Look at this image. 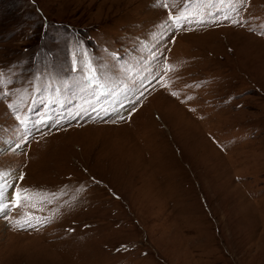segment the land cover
Listing matches in <instances>:
<instances>
[{
  "label": "rangeland",
  "instance_id": "obj_1",
  "mask_svg": "<svg viewBox=\"0 0 264 264\" xmlns=\"http://www.w3.org/2000/svg\"><path fill=\"white\" fill-rule=\"evenodd\" d=\"M262 32L264 0H0V171L34 194L0 264H264Z\"/></svg>",
  "mask_w": 264,
  "mask_h": 264
},
{
  "label": "snow or ice",
  "instance_id": "obj_2",
  "mask_svg": "<svg viewBox=\"0 0 264 264\" xmlns=\"http://www.w3.org/2000/svg\"><path fill=\"white\" fill-rule=\"evenodd\" d=\"M184 2L187 4L188 0H184ZM162 6L165 9L169 10V18H168V21L163 22L159 26L161 28H167V27H170V26H175L177 24H179L180 27H183L184 24L181 23V21H183L184 23H188L190 15H195V16L199 17L197 19V23L203 24V23H207L208 22L199 13L189 14L188 11H187V8H184L177 16H172L171 15V9L169 8L168 3L165 2V3L162 4ZM209 15L212 16V21L211 22L215 23V21L217 19L215 13H209ZM224 19H229V17L225 15ZM232 23H239V21L233 20ZM261 34H264V32H262ZM153 58L155 59V57H153ZM73 70L77 71L78 69H76L74 67ZM168 70H172V69L169 67ZM91 71H94L96 73V75H87L85 77L84 83H86L87 85H92L94 88L99 89V87H101V85L93 83L98 78L100 80L104 79L103 76H100L101 69H100L99 65H97L96 68L92 69ZM5 83H6V81H4L3 79H0V85H3ZM0 91H2V89H0ZM93 94L96 95V92H94ZM4 95H8V93H4ZM173 95H175V93H173ZM189 99H191V97H189ZM9 107L13 108L14 106L13 105H9ZM15 119L21 125L24 123V121H22L20 119L19 115H16ZM43 122L44 121H41V123H43ZM20 146H21L20 143L17 142L16 147H20ZM22 179H23L22 175L19 176V177H16V181H19V180H22ZM13 183H14V181H13V173L12 172H10V171H0V218L10 219L9 215H8L9 209H11L12 207L19 208L21 206V200L28 201L29 203H31V201L34 199V194L29 192L27 189H25L23 191V193H21L20 191H15L14 192V199L16 200L15 204H13L12 199H6L5 191H6V189L8 187H11ZM64 194L65 193H63V192H61L60 194H56V193L46 194L45 196H42L40 198V203L51 202V201H49L47 199V196H53V197L58 199L59 196H62ZM32 206L35 207L36 205L33 204ZM26 215L29 217L28 219L24 220L23 223H20L19 221H15L14 222V226H15V224H19L20 227L22 228V227H24L25 224H29L32 219H38L36 217L31 216L30 213L26 214ZM10 222H12V221L10 220Z\"/></svg>",
  "mask_w": 264,
  "mask_h": 264
},
{
  "label": "bare ground",
  "instance_id": "obj_3",
  "mask_svg": "<svg viewBox=\"0 0 264 264\" xmlns=\"http://www.w3.org/2000/svg\"><path fill=\"white\" fill-rule=\"evenodd\" d=\"M13 187H14V185H13ZM13 187H11V192L6 196V199H9V198L11 199L14 196V188ZM15 190H16V187H15ZM7 191H8V189H6L5 195H6Z\"/></svg>",
  "mask_w": 264,
  "mask_h": 264
}]
</instances>
